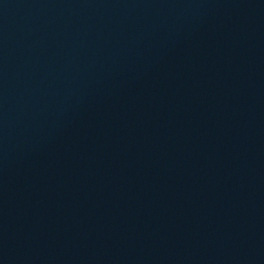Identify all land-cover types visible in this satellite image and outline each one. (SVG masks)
<instances>
[{
  "label": "water",
  "instance_id": "obj_1",
  "mask_svg": "<svg viewBox=\"0 0 264 264\" xmlns=\"http://www.w3.org/2000/svg\"><path fill=\"white\" fill-rule=\"evenodd\" d=\"M243 0H0V226L68 147Z\"/></svg>",
  "mask_w": 264,
  "mask_h": 264
}]
</instances>
